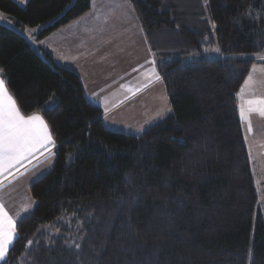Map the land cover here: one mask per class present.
<instances>
[{"label":"trees","instance_id":"obj_1","mask_svg":"<svg viewBox=\"0 0 264 264\" xmlns=\"http://www.w3.org/2000/svg\"><path fill=\"white\" fill-rule=\"evenodd\" d=\"M93 1L0 0V16L41 41ZM127 1L164 56L157 69L172 110L139 135L106 127L74 70L0 25L9 93L57 145L52 171L30 186L35 208L17 223L7 264H264L239 111L264 53V0ZM212 45L221 59L207 54Z\"/></svg>","mask_w":264,"mask_h":264},{"label":"crops","instance_id":"obj_2","mask_svg":"<svg viewBox=\"0 0 264 264\" xmlns=\"http://www.w3.org/2000/svg\"><path fill=\"white\" fill-rule=\"evenodd\" d=\"M15 1L21 6L28 2V0ZM34 40L33 47L36 50L46 51L56 65L72 69L79 75L87 98L102 109L105 126L113 130L114 128L110 124H115V122L122 124L127 115H131L139 109L133 110V104L139 106L142 104L141 102L135 103L134 100L137 98L136 96L142 95L141 92L144 88L133 86L130 83L133 80L131 77L126 82L124 76L128 73H137L136 63L144 57L154 58L155 56V61H158L157 66L164 60V56L159 50H154L150 44L149 36L143 30L127 0H94L91 11L87 15L41 41ZM216 48L212 45L211 52L207 54H210V57L221 59L220 52L214 51ZM70 51L77 52V61L69 58ZM262 57H264V53L257 58V64L251 69L241 89V96L245 95V98L264 99V58ZM157 68L156 74L159 75ZM254 68L255 71H253ZM249 76H251V80H249ZM159 77L162 79L160 75ZM164 113L170 115L171 112L166 109ZM158 115L159 113H155L154 116ZM251 115L254 134H250V131L247 133L242 120L244 138L245 141L247 138L252 139L254 146H260L259 144L262 142L259 140H264V131H262L264 116H261L258 111H253ZM56 148L57 145L52 149L54 153L52 156L44 153L30 162H22V165H18L16 169L12 170V174L5 172L0 175V190L5 189L10 194L3 202L7 205L5 210H19L21 205L26 206L21 210L30 208L32 210L31 199L33 200V198L30 194V186L43 177L36 176L38 173H45L49 169H51L50 172L52 171L55 164ZM35 179L37 180L35 181Z\"/></svg>","mask_w":264,"mask_h":264},{"label":"rangeland","instance_id":"obj_3","mask_svg":"<svg viewBox=\"0 0 264 264\" xmlns=\"http://www.w3.org/2000/svg\"><path fill=\"white\" fill-rule=\"evenodd\" d=\"M0 25L7 26L13 30L18 31L20 34H22L27 39V41L32 46H34V42H35L34 34L37 32V29L19 27L10 17L6 15L0 16ZM50 42H53V41H50ZM69 58L71 60L77 61L78 60L77 52L70 51ZM157 62L158 61H155V56L154 58L144 57L142 60L136 63L137 73H131V74L128 73L124 76V79L126 82L131 77L133 80L131 79L132 82L130 83L133 86L135 87L139 86V88H144V90L141 92L142 95L141 96L138 95L139 97L136 96L137 98L135 97L136 99L134 100L135 103L141 102L142 104L140 106L133 104L132 106L133 110L137 108L139 109L135 113L131 115H127L125 122H123L122 124H119V122H115V124H110L113 126L114 130L127 132L129 134L139 135L145 132L146 130H148L149 128H151V126H153L154 124H157L158 122L162 121L165 117L169 115V114L166 115V113H164V111L166 109L169 110L170 107L168 105L169 103L168 99L166 100L167 95L165 92L163 80L162 79L156 80ZM241 92L242 91H240V94H239L240 108H241V105L243 104L244 107L247 109L248 105L245 102L248 100H252V99L250 97L245 98V95L241 96ZM49 106L52 107L53 104H50ZM170 112H171V109H170ZM155 113H159V115L155 117L154 116ZM251 114H253V112H250L247 114V119H244L241 116V120H243L244 126H246L247 133L249 131L248 130L249 123L251 124L250 134H254V132H252L254 128L252 127L253 121L251 119L252 118ZM262 131H264V129ZM246 141H247L248 150L251 155L252 162L255 164V167H256L254 169V174H255V179H256L257 192L259 195V205L261 206L260 208H262L264 212V140L263 139L259 140L262 142V144H259L260 146L258 145L254 146L252 139L247 138ZM50 170L51 169H49V171H45V173H38L36 176L38 177L44 176L48 174ZM40 174H44V175H40ZM36 180L37 179H35V181ZM8 196H10L8 191H6L5 189L0 190V205L3 206V209L7 207V205L3 204V202L7 199ZM31 202L33 203L32 210L31 208L27 210H21L26 207L25 205L24 206L21 205L19 210L17 209L15 211H9V210L4 209V211L7 212L8 216L11 217L15 223V235L13 237V242L17 237V232H16L17 223L21 221L25 216L30 214L35 208L34 201L32 199H31ZM11 246L12 245H10L9 248ZM1 263H3V261H0V264Z\"/></svg>","mask_w":264,"mask_h":264},{"label":"snow or ice","instance_id":"obj_4","mask_svg":"<svg viewBox=\"0 0 264 264\" xmlns=\"http://www.w3.org/2000/svg\"><path fill=\"white\" fill-rule=\"evenodd\" d=\"M214 51L219 53L220 49L216 48ZM2 72L0 69V74ZM156 80H160L159 75ZM245 103L248 105L247 109L243 104L240 108L242 118L247 119V114L253 111L264 116V99L248 100ZM257 105L260 107H256ZM248 130L251 131L250 123ZM55 146L48 124L35 112L30 115L21 112L16 100L9 94L5 79L0 75V175L5 172L12 174V170L22 165V162H30L44 153L54 155L52 149ZM14 235L15 223L0 205V261L4 264H7L9 246L13 243Z\"/></svg>","mask_w":264,"mask_h":264}]
</instances>
